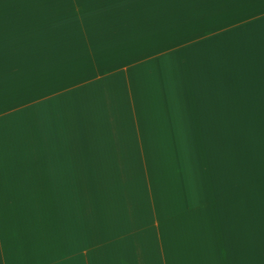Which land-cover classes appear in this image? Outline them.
Returning <instances> with one entry per match:
<instances>
[{"label": "crops", "instance_id": "crops-1", "mask_svg": "<svg viewBox=\"0 0 264 264\" xmlns=\"http://www.w3.org/2000/svg\"><path fill=\"white\" fill-rule=\"evenodd\" d=\"M202 1L192 0L186 11L185 0H104L88 13L84 3L79 4V15L63 11L58 6L46 5L43 8L44 22H41L44 27H39L34 34L28 28H20L23 31L16 29V36L22 39L16 45L0 49V53L28 54L33 51L29 48L30 36H37L38 44H45L47 37L56 41L57 38L66 37H124L125 41L128 36L130 40L132 38V43H141L140 46L148 38L152 42L149 44L152 50L161 45L159 38H165V48H160V51L156 48L154 52L167 56L175 54L180 58L182 76L186 81L183 85H188V90L196 87L201 115L209 109L215 111L216 107L221 108L222 102L231 108L241 101L239 104L245 107L246 123L251 116L263 118L264 113L257 116L249 109H264V0H214V6L201 4ZM33 4L30 2L28 6L22 3L23 10L27 7L32 10ZM160 4H165V7ZM8 6L12 9V5ZM75 8L76 5L70 3L69 9ZM186 12H192L196 17L193 23H187L184 19ZM0 17L2 22L4 19ZM65 22H71L70 29ZM88 22L94 24L90 26ZM142 34H146V38L140 39ZM123 43L132 47V44ZM97 57L102 58V55ZM104 59L105 63L110 60L109 57ZM117 59L112 57L111 61ZM103 62L92 63L90 67L100 69ZM124 67L113 66L108 72L97 70L89 74L69 69L64 72V80L59 81L58 76L37 80V87L32 90L29 80H23L21 85L17 84L18 81L12 84L15 88L12 87L11 96L0 97V203H4L0 205L3 207L0 211H7L17 204L15 198H28L25 201L27 204L30 203L29 198H37L46 204L54 203L63 230L69 232L70 229V234H84L88 241V236L94 232L95 217L97 220H107L112 210L110 206L116 203L119 195L129 194L136 197L135 201L140 198L137 189H113L109 183L128 184L136 179L134 164L142 163L140 159L130 161L132 151L126 153L129 149H140L139 144L134 142L133 133H138L141 140L143 132H156L158 129L157 123L152 124L157 106L150 98L147 99L150 105L143 102L138 105L132 83H129L130 93L126 90L125 75L129 69ZM81 68L87 69L85 65ZM79 73L82 75L77 77ZM146 94L151 96L149 92ZM188 105L192 108L194 101L188 102ZM261 128L257 132L260 160L252 161V165L262 164L260 169H263L261 153L264 154V139L259 134H263L264 129ZM128 134H131L129 139ZM248 138L246 154L250 150ZM230 145L234 147L232 140ZM229 155L225 167L231 177V171L237 173V167H232L233 154ZM212 169L217 171L219 168L213 165ZM247 169L245 175L248 177ZM216 176L214 174L213 178ZM259 176L262 177V172H259ZM263 177L261 183H264ZM213 182V217L210 211L207 212L209 219H212L213 236L211 240L205 239L212 246V252L192 249V253L165 252L151 254L147 258L119 252L91 255V248L79 256L75 254L70 264H78V257H81L80 264H264V247L259 246L264 245V236L247 235L248 229L255 228L256 224L254 212L253 216L250 215V208L257 206L254 198L251 199V192L256 189L247 186L244 209L239 204L231 203V192L226 195L230 204L221 206L215 198L218 189L215 178ZM221 198L223 195L219 203L226 199L220 201ZM259 200L263 219L260 227L264 229V192ZM205 210L203 215L202 211L200 214L203 228H208L211 221L208 219V225L205 223ZM23 211L25 214L31 213ZM244 212L245 217L241 215ZM18 213H22L21 206ZM2 219L5 220L4 217ZM6 220L9 221V218ZM13 220L20 222L19 228L22 223L24 229L30 228L24 222V216H17ZM234 224L238 225V229H234ZM7 226L3 225V229ZM117 226L121 225L118 223ZM7 241L11 244L10 238ZM7 241L4 240L5 244ZM46 244H41L42 253ZM64 245L68 247L72 244L65 241ZM36 250L35 243L30 245L31 252ZM6 263L25 264V257L18 254L11 257L7 253Z\"/></svg>", "mask_w": 264, "mask_h": 264}, {"label": "rangeland", "instance_id": "rangeland-1", "mask_svg": "<svg viewBox=\"0 0 264 264\" xmlns=\"http://www.w3.org/2000/svg\"><path fill=\"white\" fill-rule=\"evenodd\" d=\"M102 1L104 0H9L8 3V0H0V16L4 19L0 22V49L16 45L17 41L22 39L16 36L18 32L16 29L28 28L30 33L34 34L39 27H44L41 22H44L43 8L46 5L58 6L63 11L79 15L81 14L79 4L84 3L85 11L88 13L99 7L97 3ZM161 1L165 2V0ZM30 2L34 3L31 6L32 10L30 7L23 10L22 3L29 6ZM191 2L192 0H185L186 11ZM70 3L76 5V8L69 9ZM8 4L12 5V9L8 8ZM201 4L214 6V0H203ZM160 5L165 7V4ZM127 7L135 6L127 5ZM206 16H208L207 13ZM79 18L83 19L81 16ZM184 19L187 23H193L196 17L192 12H186ZM65 23L68 24L67 27L71 25V22ZM88 23L90 26L94 24V22ZM47 28L53 30L55 27ZM144 36L146 38V34H142L140 39ZM28 38L31 42L29 48L33 50L28 54L26 52L12 55L0 53L2 56L0 57V97L11 96L12 87L15 88L12 84L18 81L17 84L21 85L23 80H29L32 90L37 87V80L51 79L53 76H58L59 81L64 80V72L69 69L73 71L78 69L83 72L82 74H89L97 70L108 72L113 66H125V69H129L125 75L126 90L130 93L129 83H132L137 93L139 106L140 102L150 105L147 100L149 98L155 103L157 108L156 111L154 110V117L156 118L152 124L157 123L158 129L156 132H143L141 140L138 133H133L134 142L139 144L140 149L126 150V153L132 151L130 161L136 162L140 159L142 163L134 164L133 172H136V179L131 181L134 189L139 191L138 198H140L135 201L136 197L129 194L119 195L116 203L110 206L112 210L109 211L110 216L107 220L105 218L97 220L98 218L95 217L94 232L92 236H88L90 237L88 241L84 234H70V229L69 232L63 230L54 203L46 204L42 200L39 202L37 198H29L30 203L27 204L25 201L28 198H15L17 204L8 206L10 208L7 211H0L1 264H7V253L11 257L17 254L25 257V264H70L75 254L79 256L85 253L86 249L91 248H93L91 255L119 252L142 255L147 258L151 254L165 252L192 253L194 252L192 249L199 252H212L211 245L205 239L211 240L213 235L211 236L208 228H203L204 222L201 220L200 211L203 215L206 208L207 221L209 219L207 211H210L213 217L211 204L214 178L218 188L215 198L217 204L221 206L230 204V199L226 195L231 192L230 198L233 200L231 203L239 204L244 209L247 186H254L256 190H252L251 199L254 198L257 206L250 208L252 211L250 215L253 216L254 212L256 224L255 228L248 229L247 235L260 238L264 236V229L260 227L263 219L261 200H259L264 192V183L260 181L264 176V168L260 169L262 164L252 165V161L260 160L257 150V132L261 127L264 129V116L263 118L248 117L246 123L245 107L239 104L241 101L231 108H228L226 102H222L221 108L216 107L215 111L209 109L201 115V103L196 87L188 90V85H183L185 80L182 76L180 58L175 54L167 56L154 52L156 48H159V51L165 48V38H159L161 45H157L153 50L152 45H149L152 42L148 38L146 43L140 46L141 43H132V38L130 40L128 36L125 41H123L124 37L117 39L66 37L57 38V41L53 38L49 40L50 38L47 37L45 44H38L37 36ZM123 42L132 44V47H127L128 44ZM95 45L97 49L93 48ZM97 55H102V58H98ZM105 57L110 59L107 63H105ZM112 57L118 58V61H111ZM88 58L91 62L87 61ZM102 61L104 62L100 69L93 70L90 67L92 63L98 64ZM82 65H85L87 69H82ZM82 74L79 73L77 77ZM147 92L151 96H148ZM192 100L194 106L191 108L188 102L192 103ZM128 108L130 110V104ZM136 109L139 110L137 105ZM249 112L260 116L264 113V109L253 107L249 109ZM214 114L218 115L214 116ZM145 128H147L146 124ZM152 128L155 127L152 125ZM259 135L264 139V133ZM130 136L131 134H128L127 138L129 139ZM226 136L234 142L232 167L234 169L237 167V173L231 171V177L225 167L226 157H230L224 153L226 142L223 137ZM247 138L250 150H247L246 154ZM261 160L264 161L262 153ZM213 165L219 169L214 171ZM247 167L248 177L245 175ZM259 172H262V177L259 176ZM214 174L217 176L213 178ZM239 193L243 194L239 195ZM221 195L223 198L220 201L226 199L219 203ZM31 202L34 203L31 204ZM201 204H204L205 208ZM0 205L4 203L1 201ZM20 206L22 213H18ZM33 208L34 212H32ZM23 210L31 213L25 214ZM9 212L11 214H8ZM241 215L245 217V212ZM17 216H24V220L26 219L24 222L28 223L30 228L24 229L23 223L19 228L20 222H13ZM3 217L5 220L2 219ZM8 218L9 221L6 220ZM117 222L121 226H117ZM6 224H8L7 228L3 229V225ZM234 227L238 229L237 224H234ZM7 238H10L11 244H8ZM4 240L7 241L6 244ZM39 240L47 243L43 253L41 244L45 243ZM65 241L71 242L72 245L67 247L64 245ZM34 243L37 250L31 252L30 245ZM259 246L264 247V245ZM80 262L81 257H78V264Z\"/></svg>", "mask_w": 264, "mask_h": 264}, {"label": "trees", "instance_id": "trees-1", "mask_svg": "<svg viewBox=\"0 0 264 264\" xmlns=\"http://www.w3.org/2000/svg\"><path fill=\"white\" fill-rule=\"evenodd\" d=\"M224 138V140H225V144H226V150H225V155L226 156H230L229 154H231L232 155V146L230 145V142H231V139H230V137H228V136H226V137H223ZM227 159H228V157H227ZM226 163H228V162H226ZM190 169H191V166L189 167ZM110 183V187L111 188H113V189H122V188H124V187H129V188H131V189H134V185L132 184V182L131 183H128V184H126V183H122V182H115V181H113V182H109ZM95 189H96V186H95ZM196 196V195H195ZM95 200H97V198H95ZM203 207H204V204L202 205ZM213 206V202H212V204H211V207ZM208 212V211H207ZM208 214V213H207ZM211 222H209V227H208V229H209V232H210V234H211V236L213 235V224H212V219H209ZM205 223H208V221H206ZM208 225V224H207ZM212 247V246H211Z\"/></svg>", "mask_w": 264, "mask_h": 264}]
</instances>
